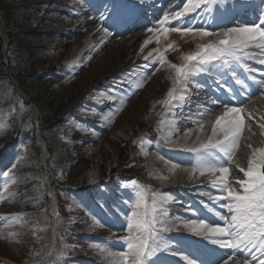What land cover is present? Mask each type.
<instances>
[{"label":"rangeland","instance_id":"1","mask_svg":"<svg viewBox=\"0 0 264 264\" xmlns=\"http://www.w3.org/2000/svg\"><path fill=\"white\" fill-rule=\"evenodd\" d=\"M76 2L83 1L0 0L2 61L6 65L8 56L15 57L12 50L21 47L23 58L50 80L46 85L47 95L41 102L42 105L60 107L55 116L58 118L57 145L59 151H69L72 155L67 163H60L61 155H57L51 159L49 169L42 168L44 154L36 135L33 134L36 137L33 140L30 135L16 134L14 126L9 123L16 112L23 114L25 111L20 103L23 96L17 89L19 83L9 76L0 79V264H122L119 256H109L107 252L127 253L123 238L130 235L127 229L129 219L123 216L118 222L116 216L109 213L111 210L108 212L103 208L108 217L105 218L121 228H108V234L100 232L91 239H75L82 241L85 247L82 251H72L65 244L67 240H74L68 234L65 218L69 213L80 210L81 204L76 196L79 189L99 186L102 178L108 175L116 179L123 178L121 174L125 175L122 186L115 184L119 188L115 192L134 196L140 203L135 212L141 220L159 217L161 207L167 209L169 222L180 226L159 235L178 252H182V245L175 242L177 237L197 238L184 226L185 221L200 220V212L205 211L217 215L214 223H224L220 215H227L222 207L225 201L222 200L207 203L195 199L187 207L168 201L161 205V194H166L164 191L167 190L157 191L158 181H182L189 174L178 170V167L174 173H168L158 162L157 169L147 162L151 158L143 155L144 149L142 151L141 148L150 143L149 134L157 129L154 123L170 102L168 92L180 86L174 85L175 73L171 64L181 65L183 57L195 51L198 44L206 43L207 39L174 32L155 34L151 49L146 53V49L137 48L136 40L155 21L149 15H145L147 21L141 18L118 35L105 36L99 32V36L91 39L99 27L98 13L96 18L86 16L82 13L84 8L75 6ZM176 2L168 0L166 10ZM96 3L92 2L93 5ZM253 9L248 12L247 19L264 11V0H260ZM25 10H29L33 17L30 22H26ZM99 10L102 8L95 12ZM197 13L198 10L189 13L183 20L192 21L196 16L208 24L209 30H223L233 27L232 22H238L232 19L228 25L217 27L225 22L222 13L206 19L204 13L198 16ZM89 21L91 24H87ZM179 23L172 21V24ZM140 25L144 27L139 29ZM161 55L164 63H156ZM145 56H148L147 60ZM112 88L116 89L115 93L110 91ZM23 125L26 130L32 126L34 129V123L28 119ZM212 129L207 133L212 135ZM253 130L254 127L243 126V132L248 135L253 134ZM207 133H201L194 144L199 146ZM22 137L25 141L21 140ZM6 143L12 148L9 152L4 146ZM135 148L141 158L132 157ZM50 169H54V174ZM5 171L7 176L3 175ZM57 179L66 182L60 194L56 191L59 186ZM235 189L240 191L237 186ZM49 195H53L51 204ZM116 201L117 207L113 209L120 215L118 205L122 202L120 206L123 207V201ZM201 236L208 242L215 238H208L207 234ZM245 255L249 256L251 264H259L264 259V252L259 249ZM83 257L88 260H83ZM166 257L173 258L167 255L164 259ZM169 264H184V261L175 256ZM230 264H236V261Z\"/></svg>","mask_w":264,"mask_h":264},{"label":"snow or ice","instance_id":"2","mask_svg":"<svg viewBox=\"0 0 264 264\" xmlns=\"http://www.w3.org/2000/svg\"><path fill=\"white\" fill-rule=\"evenodd\" d=\"M144 0H138L133 4L130 0H104L102 10L98 11L97 28L98 32H102L105 36L118 35L122 31L129 28L139 16L141 11L140 4ZM207 0H185L182 8L171 14H165L159 19L156 27L147 29L150 33L157 35H167L169 32L180 33L181 35L190 34L199 37L200 40L207 39L206 43L196 46V50L183 57L181 65L171 64L174 70V85H183L181 89L174 87L168 92V98L176 103L174 93L176 91L184 92L187 85L192 83L197 89L202 88L193 77L196 74L207 72L217 66V62L223 66H231L233 64H242L246 58L255 59L257 63L264 65V12L261 13L259 23L252 25L227 27L223 30H209L206 27H195L193 16L192 21H183L181 18L187 16L190 12H196L202 4ZM220 3H226V0H219ZM234 4L241 7L247 5L243 0H234ZM199 13H197V16ZM172 21H180V23L172 24ZM149 40H145L147 45ZM255 48L259 50L258 54H249L245 49ZM151 55V52L148 54ZM148 59V56H145ZM156 63H164V56H160ZM242 66L248 72H255L257 69L249 67L246 64ZM235 75V73H233ZM264 76V71L260 72ZM252 79H256L252 77ZM124 83L123 80L120 81ZM238 84L243 81L237 79ZM258 84L264 86V79L257 81ZM116 92L115 88L110 90ZM248 100L251 95H248ZM180 100H184V95L180 96ZM210 103L220 105L224 108L222 116L217 117L212 129L213 139H209L207 143H203L197 149H192L199 157L193 166V171L199 170L201 175L206 172L221 173V178L213 181L212 187L219 188V195L216 200L225 201L222 205L226 209L227 215H220L223 224H211L203 219L185 221L184 226L188 231L200 236L207 234L213 245H217L219 249H230L227 255H217L215 249L198 250V255L192 253L178 252L169 242L159 235L161 232H170L173 228L179 227V223L169 222L167 219V209L161 207L159 217L154 216L153 219L141 220L138 214L133 211L132 217L129 219L127 229L129 236L124 237L127 245V253L125 252H107L109 256H119L122 264H168L165 256H179L184 264H230L235 260L236 264H251L249 256L245 255L255 249L264 252V150L259 152V159L254 153L253 158L249 161L247 170L241 168L244 179H239L235 184H239L240 191L235 189L234 183L228 182V176L231 169L227 164L218 163L210 159L212 152H218L231 159L239 140L242 135L245 117L242 104L236 101V97L232 96L226 100L219 98H210ZM198 107H206L198 105ZM216 109L209 108L207 113H200L201 117L210 115ZM199 123H203L201 119ZM264 127V125H261ZM15 164L13 163V167ZM177 167V165H173ZM4 176L8 172L3 173ZM131 183L135 184V181ZM170 194H161V205L167 203L171 199ZM140 207V203L136 204ZM156 211L155 201L153 203V212ZM131 233H135L132 235ZM103 251V249H102ZM163 254V255H161ZM264 264V259L259 261Z\"/></svg>","mask_w":264,"mask_h":264},{"label":"trees","instance_id":"3","mask_svg":"<svg viewBox=\"0 0 264 264\" xmlns=\"http://www.w3.org/2000/svg\"><path fill=\"white\" fill-rule=\"evenodd\" d=\"M27 2L31 0H26ZM27 14V21L30 22L33 18L29 10H25ZM18 36V35H14ZM13 36V37H14ZM1 41V38H0ZM21 47H16L12 50L15 57L8 56L7 64L3 63L2 53L0 51V76H5L7 73L19 82V89L23 94V102L26 106V110L23 114H17L12 120L15 131L22 133L23 136L30 135L34 140V129L33 126L26 130V126L23 125L25 119L32 121V118L37 112V133L43 144V153L48 167L50 168L51 159H55L57 155H61L58 159L60 163L71 161L72 155L69 151H59L58 142L59 139L56 135V128L58 126V121L55 116L60 107H50V105H42L46 95L47 87L46 85L50 82L46 79L44 75L36 71L35 66L23 58ZM29 59V58H28ZM46 87V88H45ZM37 103V106L34 104ZM21 121V122H19ZM25 137H22V139ZM51 170V169H50ZM52 171V170H51ZM54 171V169H53ZM54 173V172H53Z\"/></svg>","mask_w":264,"mask_h":264},{"label":"bare ground","instance_id":"4","mask_svg":"<svg viewBox=\"0 0 264 264\" xmlns=\"http://www.w3.org/2000/svg\"><path fill=\"white\" fill-rule=\"evenodd\" d=\"M48 1H50V2H53V3H55V0H48ZM76 1V0H75ZM83 2H81V3H79V4H77V2H76V4H75V6L76 7H82V8H84V10L82 11V13H84V15H86V16H90V15H95V14H97V13H95L94 11H95V9L96 8H92V6H93V4H91L88 0H82ZM184 0H181L180 2H178L173 8H172V12H174V11H176L178 8H179V5L183 2ZM102 3H98V7H97V9H99L100 8V5H101ZM181 6V5H180ZM96 9V10H97ZM241 9L243 10L244 9V7H241ZM229 13L230 14H232V15H234L235 13H234V11H230L229 10ZM83 16V15H82ZM260 17H261V15H258V16H256L255 18H253V19H251V20H243L238 26H243V25H252V24H254V23H259V19H260ZM89 18V17H88ZM154 22V21H153ZM157 22H158V19H155V22L154 23H152V27H156L157 26ZM87 24H91V22L89 21ZM82 25V24H81ZM98 31H97V29L94 31V33H92V35H91V39H93V38H96L97 36H99L98 35ZM156 33H150V32H148L147 30H144L143 32H141L140 33V36H139V38L136 40V45H137V48H144V49H146V53L147 52H149V50L151 49V41H152V37H154V35H155ZM145 40H149V43L147 44V45H145L144 44V41ZM245 51L246 52H248L250 55L251 54H258L259 53V50L258 49H255V48H249V49H245ZM131 52V49H129L128 50V53H130ZM254 61H256L255 59H252V58H246V59H244L243 60V62H242V64H246V65H248V66H251V67H255V66H257V62L255 63ZM214 72V74H217V71H216V69L213 71ZM262 95V94H264V93H262L260 90H257V95ZM230 95H232V93L230 94ZM259 103L258 104H256L257 106H258V108H259V112H260V114H263L264 115V96L262 97V99H260L259 101H258ZM223 107H221V109H222ZM214 109H216L215 111H212L211 112V114H213L214 112H216L217 110H220V108H214ZM210 114V115H211ZM209 115V116H210ZM203 121L204 120H206V119H202ZM194 125H189V124H184V123H182V122H176V123H174V125L173 126H171V125H169L168 127H166V123L165 122H161L160 124H159V127H157V129H155L154 128V132L152 131V133L151 134H149V138H150V140H149V144H147V143H145V146L146 147H149V146H151V148L152 149H155V150H157L160 154H162V156H164V157H166V158H168L169 156L171 157V158H174L175 160H177V159H183L184 157H185V154H182V153H178V152H175V151H167V150H164V149H161L160 147H159V145H160V143L161 142H163V141H165V140H167V141H172L173 139H174V136H176V133H177V136H179L180 134H182V135H187L188 133H190V129L193 127ZM178 127H180L177 131H176V129L178 128ZM158 129H161V131H159ZM169 132V133H168ZM153 133H155V134H153ZM165 133V134H164ZM184 135V136H185ZM189 152H191V151H189ZM168 159H170V158H168ZM171 160H173V159H171ZM237 163H238V165L239 166H243V162L242 161H237ZM188 166H192V164H188ZM234 170L233 169H231V173L233 172ZM186 173H188L187 171H186ZM189 174V173H188ZM178 182H180V183H187L188 181H178ZM178 182H176V183H178ZM112 189H114L113 187H112ZM165 192V191H164ZM161 193V192H160ZM167 194V193H166ZM106 204H108V202L106 203ZM204 204H206V203H204ZM215 216H217L216 214H215ZM215 216L214 217H212V220H216V218H215ZM218 219V218H217ZM257 250V249H256ZM230 252V251H229ZM256 252V251H255ZM247 253V252H246ZM249 253V252H248ZM254 253V252H253ZM263 253V252H262ZM256 254V253H255ZM258 254H256V256H257ZM263 255V254H262Z\"/></svg>","mask_w":264,"mask_h":264}]
</instances>
